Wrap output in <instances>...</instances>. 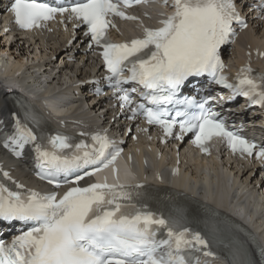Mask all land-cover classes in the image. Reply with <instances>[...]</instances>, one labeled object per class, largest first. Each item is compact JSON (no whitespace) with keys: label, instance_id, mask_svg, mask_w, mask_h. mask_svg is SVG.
I'll return each instance as SVG.
<instances>
[{"label":"snow or ice","instance_id":"1","mask_svg":"<svg viewBox=\"0 0 264 264\" xmlns=\"http://www.w3.org/2000/svg\"><path fill=\"white\" fill-rule=\"evenodd\" d=\"M136 3L145 0H135ZM165 4L167 0H164ZM130 7L132 0H73L69 6L42 2V0H13L10 11L22 29L39 27L41 22L54 19L66 12L87 26L86 36L103 47V60L116 85L136 82L145 89L144 99L155 105L139 104L132 108L133 117L143 111L149 124H159L166 135L172 134L177 121L167 119V109L162 105L175 102L179 87L192 76L209 73L215 83L224 84L251 103L264 106V76H254L250 68L241 70L238 83L228 84L219 73L223 70L220 46L228 41L233 22L240 19L234 0H173L175 11L160 21L156 29H144L143 39L130 43L112 44L106 39L110 25L109 14L123 19H136L119 11L118 4ZM131 65V75L123 78L125 64ZM131 104L130 95L119 96ZM188 103H191L188 101ZM199 115L189 116L179 122L181 133L195 131L197 146L204 147L212 136L227 138L229 146L236 152L253 155L256 145L225 128L224 122L200 105ZM177 116H187L177 112ZM177 136V139H181ZM14 154L21 153L29 142L37 137L27 127L16 123L15 135L8 138ZM94 144L76 145L71 156L62 150L72 146L66 138L55 136L49 140L51 149L35 145L36 158L41 169L49 175L70 172L74 168L100 164L103 168L114 163L119 150L107 152L110 141L105 135L92 137ZM264 157V148L255 153ZM109 156L111 157L109 159ZM106 161V162H105ZM96 167L91 176L101 171ZM9 178L7 172L2 173ZM84 176H77L72 183L78 184ZM49 183H53L49 180ZM60 187L59 184L56 185ZM23 188V185H17ZM131 194L119 184L91 183L87 187H69L62 196L57 193L42 195L33 190L12 191L0 183V224L23 222L31 226L16 235L10 244L0 239V264H186L183 250L200 251L208 247V241L198 232L184 228L178 231V221L156 217L151 212L137 209L130 201ZM167 229V239L157 238V229ZM205 255H211L205 252ZM260 260L255 261L248 252L237 248L231 256V264H264V248L260 249Z\"/></svg>","mask_w":264,"mask_h":264},{"label":"bare ground","instance_id":"2","mask_svg":"<svg viewBox=\"0 0 264 264\" xmlns=\"http://www.w3.org/2000/svg\"><path fill=\"white\" fill-rule=\"evenodd\" d=\"M3 1L0 0V16L3 14ZM253 29L247 30L241 34L233 50V55L236 57L237 65L242 62V54L246 46L254 48L261 45L264 49V22L262 25L252 24ZM0 27H2L0 25ZM8 38L5 34H0V113L4 112V107L7 105L6 96L13 86L26 87L29 94L35 96L37 92L42 91L52 82L57 85L55 88L58 95L57 98L67 100L73 108L78 111L86 110L87 116L97 115L101 110V99H95L87 92H82V88H68L61 90L62 83H59L61 75L68 76L70 82H84L89 76V65L84 62L86 55L82 51V46L77 42L76 46H68L65 42L57 48L52 46V43H47L48 49L46 53L41 55V64H34L35 58H30L28 53L31 49L24 47L20 41L7 45ZM43 51L44 46H39ZM50 52V53H49ZM26 57V58H25ZM75 59V62H69V59ZM83 66H80L82 65ZM93 71L96 68H92ZM79 90L77 94L75 91ZM53 94L54 90L50 91ZM76 93V94H75ZM67 111V110H66ZM65 110L56 112L59 116H64ZM168 155L164 158L167 160ZM185 167V174L190 176L193 182V187L190 188V193H202L201 189L204 185H210L209 190L210 200L220 207H226L225 197L237 198L245 194L249 196L252 193L259 192L256 196L259 202H264V191L257 187L264 183V179H258L257 173L253 170H248L247 167H240L233 164L231 167L225 163H218L215 159L209 161L200 160L197 157L193 158L191 154L182 156ZM178 187H183L180 178L175 179ZM264 204V203H263ZM262 225L255 226L258 231H261Z\"/></svg>","mask_w":264,"mask_h":264}]
</instances>
